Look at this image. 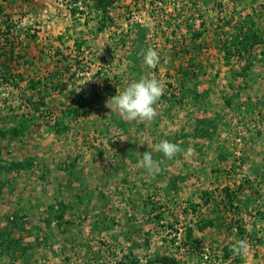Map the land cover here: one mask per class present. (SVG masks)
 Here are the masks:
<instances>
[{
	"label": "rangeland",
	"instance_id": "1",
	"mask_svg": "<svg viewBox=\"0 0 264 264\" xmlns=\"http://www.w3.org/2000/svg\"><path fill=\"white\" fill-rule=\"evenodd\" d=\"M14 1L3 15L21 33L19 72L45 81L66 68L57 73L66 87L33 111L23 105L24 82L0 80V264H264L261 49L249 79L232 78L212 32L197 59L205 73L173 55L182 19L194 30L246 15L264 24V0H118L103 31L92 15L71 22L62 0ZM149 47L160 55L154 69L139 55ZM181 65L195 77L178 74ZM142 76L163 84L157 115L127 121L107 102ZM162 140L182 152L166 159L154 150ZM145 151L157 174L138 167ZM236 241L247 242L246 254L233 250Z\"/></svg>",
	"mask_w": 264,
	"mask_h": 264
},
{
	"label": "trees",
	"instance_id": "2",
	"mask_svg": "<svg viewBox=\"0 0 264 264\" xmlns=\"http://www.w3.org/2000/svg\"><path fill=\"white\" fill-rule=\"evenodd\" d=\"M63 3L66 5V9L68 10V14L71 18V22L75 23H81L80 19L83 17L84 22L89 21L90 16L92 15V19H95V23L97 25V28L99 31H103L104 29L111 27L114 25V10H116L118 7L116 3L118 0H62ZM25 2L29 3L28 0ZM14 0H0V80L3 82V85H8L9 83H12V77L16 76L17 79L14 81L15 84L25 83V88L23 89V105L26 108H29L31 110L37 111L40 106L45 107L46 106V99L50 95V92H55L58 90V85L60 87L65 88L66 84H58L57 83V77H58V71L61 72L64 75L66 73V68H60L58 70H54L49 77L45 78V81H43L42 77L34 76L30 77L28 79H25L23 74L19 72L18 69L24 68L22 64V60L24 55H26V52H22V41L20 39L21 33L17 31L16 24L11 20V15H3L4 11L7 9V7H12L11 5L14 4ZM19 4V3H18ZM151 4V2H150ZM10 5V6H9ZM127 7V6H126ZM113 12V14H112ZM229 20V21H228ZM225 26L229 25L228 27H213V29L204 28L203 30H194L193 26L188 24L189 19L184 18L180 21L179 29H184L185 34L181 32V34L176 36L178 39L175 40L176 46L173 48V55L176 57L184 56L189 58L192 69L202 71L201 70V64L200 61L197 59L200 57V54L203 52V48L206 46L205 41L203 40L205 38V34L208 32H212L213 38L211 39V46L214 47V51L216 53L222 54L223 57V63L226 67H229V73L232 76L233 79L238 77H243L242 79H249L247 77V70L249 69L250 62L254 61L256 59V54L253 53L255 49H261L260 50V59L259 61H264V48L262 46L264 45V24L263 22H259V20L255 19L251 15H246L242 20H237L232 23V18L228 19ZM74 24V23H73ZM72 24V26H73ZM229 29V30H228ZM171 35L175 36L176 32H171ZM25 42L29 44L30 42L34 41V36L29 35L28 33H25ZM74 43H76L75 40H73ZM79 43H77L78 45ZM210 44V43H209ZM208 44V45H209ZM206 49H212L210 46ZM24 48V47H23ZM54 57V56H53ZM235 60L236 63H244L245 67L241 70V72H235L238 71L237 68H235L234 65H232V60ZM54 61V60H53ZM195 62V65L192 64V62ZM27 63V62H26ZM17 70L19 73L13 74V72ZM178 74L181 75H189V68L187 66L184 67V65H181L178 69ZM202 73H205V71H202ZM191 78H194V73H190L189 75ZM49 78V79H48ZM218 78V74H215V76L212 78V81L214 82ZM50 81H56L57 84L55 86H51ZM12 83L13 85H15ZM195 84L194 86H196ZM248 87V86H247ZM43 88V91L41 90ZM63 88H60L61 90ZM74 113L72 109L68 110L69 113ZM70 113V114H71ZM61 114H65L63 111ZM56 125H60L58 121H55ZM3 134L0 133V136ZM246 187H250L249 181L243 182ZM250 184V185H249ZM244 186L239 185L237 187V192H235L236 195L242 193V188ZM253 190V188H251ZM254 194H256L255 190L252 191ZM204 195L206 199L211 198V193L205 192ZM225 195H228V190H225ZM228 199L229 196H228ZM257 198L253 199V203ZM246 202H251L252 198ZM244 201V202H245ZM259 201V200H258ZM229 208H232V204L230 203ZM57 217V216H56ZM210 228H214L213 222H208ZM192 230L189 229L186 239L190 242L192 237ZM162 262H169L170 264H174L172 259H168L167 257L160 258Z\"/></svg>",
	"mask_w": 264,
	"mask_h": 264
},
{
	"label": "clouds",
	"instance_id": "3",
	"mask_svg": "<svg viewBox=\"0 0 264 264\" xmlns=\"http://www.w3.org/2000/svg\"><path fill=\"white\" fill-rule=\"evenodd\" d=\"M139 55L142 56L143 63L148 68L154 69L160 63L159 53L151 47L142 49ZM163 91V84L159 80L142 76L138 81L131 82L125 89L111 97L107 102V106L110 109L114 107L118 114L127 121L142 120L150 122L157 115L154 105L159 101ZM154 150L161 152L168 160L173 159L177 153L182 152L178 144L168 140L156 143ZM194 151L193 148L189 147L186 154L191 155ZM138 167L146 169L149 174H157L160 171L159 164L153 160L150 151H145L140 155ZM233 250L238 254H246L248 244L246 241H236Z\"/></svg>",
	"mask_w": 264,
	"mask_h": 264
}]
</instances>
